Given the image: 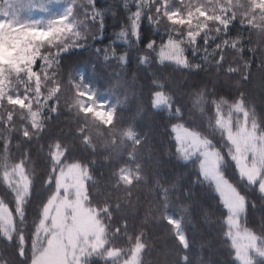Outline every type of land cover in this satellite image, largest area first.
I'll return each mask as SVG.
<instances>
[{"label":"snow or ice","instance_id":"1","mask_svg":"<svg viewBox=\"0 0 264 264\" xmlns=\"http://www.w3.org/2000/svg\"><path fill=\"white\" fill-rule=\"evenodd\" d=\"M121 6L122 22L99 0H0V264H147L149 223L169 226L177 242L164 264H192V185L213 194L232 264H264V216L248 226L264 209V114L248 91L264 103V0ZM109 17L117 24L97 46ZM71 50L91 58L67 62ZM155 66L214 78L185 91L151 71L145 103L137 73ZM65 113L70 121L53 132ZM153 114L169 122V152L195 173L186 190L181 178L161 175L149 132L139 129ZM33 146L45 153L42 177ZM97 156L110 168L103 186L93 175ZM142 198L144 221L130 224ZM200 211L205 221L214 215Z\"/></svg>","mask_w":264,"mask_h":264},{"label":"trees","instance_id":"2","mask_svg":"<svg viewBox=\"0 0 264 264\" xmlns=\"http://www.w3.org/2000/svg\"><path fill=\"white\" fill-rule=\"evenodd\" d=\"M99 3L103 6H112L113 11L117 13V16L120 17V21H123L125 15L122 8V0H99ZM108 27L106 30L105 39L102 42H98L97 46L101 44L108 43V37L111 36V33L114 31L113 24H117V21H114L111 17L108 18ZM118 30V29H116ZM152 26L144 22V33L151 34ZM90 54L83 50H71L66 56L65 61L67 62H78L85 59H89ZM191 59V56H190ZM136 67V61L133 58L132 63L129 65V70H133ZM155 71L157 73H163L164 76L168 77L170 82L177 86L184 87L185 91L188 89H196L198 86L207 83L210 78L208 74L203 71L198 73H186L174 70L173 68H160L155 66L152 69L140 68L137 76L141 85L143 86L144 92V101L147 103L149 89L151 86V75L150 72ZM185 81L187 84L185 85ZM105 86V81L101 80L98 83V87L103 88ZM211 87V85H209ZM220 93L227 92L228 89L223 86L218 89ZM248 91L256 99V108L257 114L261 115L262 110H264V103L261 102L260 98L256 96L253 89L249 88ZM234 94V93H233ZM132 113H125L126 116H130ZM187 115V113H186ZM193 119L200 124L202 128L205 127V122L201 120L198 114H193ZM70 121V114L65 113L62 115L58 121H53L52 131H57L56 125L59 124L61 127L65 123ZM169 122L163 118L162 115L153 114L151 117H147L144 120L139 122V129L141 131L149 132V139L151 147L155 151L156 158L160 161V173L166 180H171L173 177H179L180 183L182 186V191L186 190L190 185L191 181L195 179V173L191 170V167H184L182 164L177 163L176 157L173 152H169V149L174 150L173 144V134L170 131L168 126ZM46 143V141H42ZM33 160L37 169V173L42 177L46 172L47 160L45 159V153H38L36 146L32 147ZM103 154H101L102 156ZM101 156H97L98 166L93 169V175L96 177V180L100 186L108 179L110 168L109 166L101 159ZM104 173V175H100ZM192 197L189 203L193 204V216L196 222V232L195 237L196 244L193 247L190 253V259L192 264H201L200 257L201 255L204 258L205 264H208L211 261V264H232V257L229 255V245L225 241L223 236V226L221 224L222 216L221 210L218 207H215L216 200L212 193L206 191L202 187L192 185ZM253 199L256 197L253 196ZM149 201L146 199L141 200L140 206L138 208L137 216L135 220H130L131 223H135L139 226L144 221L145 209L148 206ZM212 206V207H210ZM201 207L208 209L214 215H210L207 221L204 220L203 213L200 211ZM36 202L33 203L31 214H35ZM264 216V209L259 206L257 209L250 215L249 227L258 228L259 221L261 217ZM114 220L119 222V214L114 213ZM168 227L164 223L153 224L149 223L147 225L146 231L148 232L149 241L152 245L150 254L145 256L147 264H164L165 258L169 261L175 259V247L177 242L173 237H169ZM192 229H189L191 235ZM204 245L201 251V245ZM12 258L15 259L14 250H11Z\"/></svg>","mask_w":264,"mask_h":264},{"label":"rangeland","instance_id":"3","mask_svg":"<svg viewBox=\"0 0 264 264\" xmlns=\"http://www.w3.org/2000/svg\"><path fill=\"white\" fill-rule=\"evenodd\" d=\"M168 235H169V237H172L170 233H169ZM5 247H7V246L3 244V241H0V249H3V248H5ZM11 250H13V249H11V248L9 247V248H8L9 253H10ZM6 258H7V257H6Z\"/></svg>","mask_w":264,"mask_h":264}]
</instances>
